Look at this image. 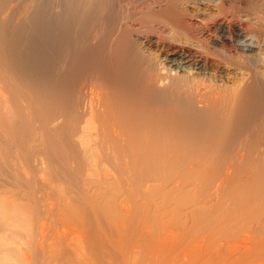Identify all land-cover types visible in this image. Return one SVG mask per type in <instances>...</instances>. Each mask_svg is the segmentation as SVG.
<instances>
[{
	"label": "bare ground",
	"instance_id": "bare-ground-1",
	"mask_svg": "<svg viewBox=\"0 0 264 264\" xmlns=\"http://www.w3.org/2000/svg\"><path fill=\"white\" fill-rule=\"evenodd\" d=\"M63 1H65L64 4H66V6H63L61 15H59L51 5H47V0H38L35 11L33 10L32 13L34 17L31 18V16V22L27 23L28 25L31 24L30 34L28 33V37L24 38L23 32L25 31L23 29L25 26L18 33L17 45L23 47H19L21 48L20 52L15 51L19 64L17 63V66L12 65L18 67L16 69L18 70V74H21L19 71L20 68L23 69V74L26 73L24 78L25 81L28 78V80L30 79L32 82V91L30 88H27L29 85L25 87L30 90L31 93L25 89L27 92L24 91L25 96H23L25 100L27 97V103L28 99L31 100L29 102H31L30 104H32L33 107L35 105L37 108V105L39 104L40 106V103L43 101H45L43 104H53L54 99H56L55 97H57V88L63 87V94H65L64 96L66 97H64L65 99L63 98V101H66L64 102L66 105L63 103L65 108L63 107L64 111L62 112L63 125L61 128L63 132V141H65L64 143H66L69 148L70 145L73 144L76 148L81 149L82 157H80L81 153L78 151V154H80L78 158L79 161L82 162V165H86L84 168L87 167V169H85L87 172H89L88 170H93V168L92 170L90 169V166H97L100 162L103 164V162L108 163L110 161L113 163L114 161V165H124L123 169H125L126 165H130L131 167H128L131 169L128 167V170L125 169L129 172L136 168L135 172L139 173V177L136 178L137 173L136 175L134 173L135 178L133 174L131 175L132 178H140V182L138 183H140L141 187L144 185L145 187L152 185L151 187L154 188L153 184H151L152 182L150 184L147 183L151 180H161L162 184H166L168 181H173V179H175V182L176 179H195L196 182V180H201V178H203L202 180L204 181L206 179L208 182H213L212 180L214 178L230 176L232 171H230V169L233 166L231 167L229 164L232 162L228 164L229 166H225V160L228 162L229 159H234V161L237 160L241 163L255 161L254 163H256V165L260 163L261 165L264 164V73L256 69L257 65L264 60V50L261 45V43H263L261 41H264V19L260 9H258L259 7L256 8L250 4L246 8L241 7V9H239L244 14H241L242 12H239L238 16V13L236 14V17L240 16L241 20L248 23V31L243 27L242 31L241 28L239 29L237 26L236 28H231L233 31H229L230 26L228 30L225 28V25L221 23V25L216 26L215 31H211L215 32V34L212 35L215 36L216 39L209 40L207 36L211 35L208 33V31L211 30L210 26L217 20V17H220L219 15L227 13L225 12L227 8L225 4H228L229 0ZM230 3L233 4V1ZM235 4H233L234 6L230 4V6L232 8L236 7ZM238 7H236V9H238ZM232 8L230 9L233 10ZM244 17L245 19H242ZM187 20H197L200 21V23L189 24ZM136 25L144 29L142 31L134 29L133 26ZM167 30L170 31V46L174 47L175 45H181L183 51L172 53V55L175 56L165 55V57L162 58L158 54V50H153L155 43H152V39L155 36L162 38V33ZM139 33H146V35H141ZM225 33L230 34V37H226ZM261 34H263L261 37L262 40L259 39ZM134 36H139L142 39L134 38ZM210 38L212 37L210 36ZM167 42L169 43V41ZM230 42L232 43L231 48L238 53L237 58H232L225 54V50H228L227 48L225 49V44L229 45ZM194 47L200 50L198 56L195 55V52L187 53V51L189 52L188 49ZM257 50H262L260 55L258 54L259 52L257 53ZM199 57L217 59L224 67L221 65L218 69L216 68V71L213 69L210 70V67L207 65L208 63H206V65L203 63L204 65H202V63L197 61ZM7 63L9 64V62ZM59 63H61V70H57L56 74L59 77L61 75V79L58 81L57 79H53L54 71H52V69H55ZM225 63L229 66L234 65L239 69L247 71V77L244 75L242 78L233 77L234 79L231 78V80L229 78L225 79V76H223L225 69H222L225 68ZM183 71L185 73H182ZM18 74L16 72L15 77H18ZM10 77L12 78V76H9V79ZM15 77L12 79H17ZM41 77H45V80H48L46 87L42 86L44 82L41 83V80V82H39ZM52 79L58 82H54ZM18 80L17 83L19 82ZM46 82L44 84H46ZM37 83L41 84L37 85ZM21 85L25 86L26 84H24L23 81V84L21 82L20 86ZM11 87H15V85L8 88ZM18 87H15L18 89L17 92L13 88L10 90L16 92L15 95L12 92V98L19 96L18 93H20V88ZM22 92L23 91H21V93ZM76 92H78L77 97H75ZM23 96L21 95L22 98ZM17 97H15L16 100H19ZM40 107L43 109L42 105ZM36 110L37 109L33 112L36 113L33 114V117L41 115L40 113H42V111L47 114L46 109V112L45 110L41 112ZM38 110H40L39 107ZM44 115L39 117V123L41 118L43 120L42 123H44ZM48 116L49 113L47 118H51L53 113L52 116L50 115L51 117ZM34 119L37 121L38 117L37 119L34 117ZM47 122H49V120ZM44 125L47 126L46 123H44ZM42 128L46 129L45 126ZM61 128L59 129L61 130ZM19 131L22 132V137L26 141L27 139L25 138L28 135L30 136V134H26L25 137V133L22 130ZM19 131H17V133H19ZM15 135L16 132L13 134L16 138L13 137L15 141H18L17 139L21 140V143H16L22 146L23 139L20 138L21 136L19 134ZM46 135H44V137ZM17 136L20 137L17 138ZM50 136L47 137L48 139L45 138V140L47 139V141H49L48 147L44 145L49 151H46L45 148L43 149V151H45L42 153L43 159L40 157V162L41 160H49L51 155L55 156V147L57 143L55 142L54 144L55 140L51 139L53 143L51 141L50 144ZM56 138L58 139V137ZM25 141H23V143ZM26 143L24 144L26 145ZM260 144L263 146L259 147ZM20 145L18 147L21 148ZM75 146H72V148H75ZM254 146H257V148L255 147L256 149L263 148L261 149L263 152H261V150L259 151V149H253V154L256 153L255 151H258L257 154L253 156L250 151L252 148L250 147ZM22 147H24V145ZM246 148L248 152L245 151ZM39 149L41 150V148H38V150ZM231 149H234V153H232ZM59 150L60 148L58 152ZM226 150H230L231 154L225 155ZM249 152L250 155L254 157V160L251 159L250 156L249 158L252 161H245V158H248V156L245 155ZM261 165L259 168L262 170L264 166H262V168ZM256 168L257 166L254 167L252 171L257 172V174L260 173L257 171L259 168ZM123 169H121V171ZM18 170L19 168L17 171ZM42 171L44 170L42 169ZM252 171L247 175H252L251 177H253L256 173ZM121 173L122 172H120V174ZM260 177L262 176L260 175ZM187 180L185 182H187ZM259 180L262 181L263 178ZM136 181H139V179ZM207 181L206 183H208ZM138 183L137 185L139 186ZM209 185H212V183ZM179 186L181 188L182 185L179 184ZM176 188L179 187L177 186ZM203 188L206 187L203 186ZM169 190L171 191V189ZM152 191L154 190L150 192ZM200 191L201 190H199V192ZM20 199L22 200V198ZM65 201L67 200L65 199ZM7 204L3 200H0V264H34V260L36 259L37 261L39 258V260L43 259L42 264H47V261L48 263L51 262L49 260H61L59 262L56 261V264H112V261L114 263L117 258L125 256V251L122 249L123 242L122 244L119 242V238L121 239V237L117 240L114 239L116 237L114 233L112 234L115 237L110 236V231L113 230H108V233H110L108 235L105 230H101L104 229L102 227L99 231L96 229L97 232L95 234H93L95 231H88V237L85 236L87 239H85V241L81 239V243L76 242L75 244L70 241L68 243L67 240L64 242L66 236L64 237L62 235L64 238L60 236L57 240L59 241L60 248H58L57 242L54 243L55 245L52 243L53 246H57V248L49 250L47 248L48 246L40 243V245H42L40 246L41 252L38 250L36 253L35 250L32 251L30 249L32 255L28 251L26 253L24 249L27 248L21 247L24 242L22 235L25 236L26 234V239L33 236L35 233L33 229L35 228L32 222H29L30 219H28L27 216L26 218L24 217L26 214L22 215L24 214L22 208L13 206L14 204ZM72 204L73 202L71 205ZM88 206L94 210V212L96 208L99 207L92 203H89ZM67 207L69 208L70 206ZM76 210L74 211L75 215L73 214L75 217L71 215L72 219L70 220L73 221V224L84 222V211L81 210V207L78 209L79 211ZM69 212L71 211L69 210ZM61 213H64V211L62 210ZM62 215H64V217ZM62 215L61 216L65 219V213ZM29 216L31 217V215ZM67 218L69 219V217ZM65 220H63L65 224H69V222L72 223L70 220L69 222L67 219ZM111 226L112 225L109 227ZM43 231L44 230H42V232ZM42 234L43 233H41V235ZM34 238L35 234L32 239L33 241ZM44 239L46 238L44 237ZM43 241H47V239ZM66 243L70 245H66ZM73 244L74 248L71 249V245L73 246ZM43 246H46L47 249L43 248ZM124 248L127 252V248ZM57 249H60V251Z\"/></svg>",
	"mask_w": 264,
	"mask_h": 264
},
{
	"label": "rangeland",
	"instance_id": "rangeland-1",
	"mask_svg": "<svg viewBox=\"0 0 264 264\" xmlns=\"http://www.w3.org/2000/svg\"><path fill=\"white\" fill-rule=\"evenodd\" d=\"M232 1H233V4H235L237 2V0H229L228 4H225L226 5L225 7H227L225 12H227V13H223V14L219 15L221 18L217 17V20L211 24V26H210L211 30L208 31V33L211 35H208L207 39H209V40L214 39V38L216 39V37L212 35V34H215V32H211V31H215L216 26L221 25V23H222V25H225V28H227L228 30H229V26H230L229 31H233L232 29L236 28V26L239 27V29L241 28L242 31H243V28L246 31H248L247 30L248 23L246 21L241 20L240 16L236 17L237 13H238L237 14V16H238L239 12H242L239 10V9H241V7L246 8L250 4L256 8L259 7L258 9H260L261 15L263 16V19H264V0H238V2L236 3L237 5L235 4L236 7H238V6L240 7V8L238 7V9H236V7L232 8L230 6V4L233 5L232 3H230ZM234 1H236V2H234ZM37 3H38V0H0V157H1L0 158V200H3L6 204L9 202L8 203L9 205L14 204L13 206H17L19 208H22V210L24 211L23 212L24 214H22V215L26 214L24 217L26 218V216H27V218L30 219L29 222H32L33 227L35 228V229H33L35 232L34 233L35 234L34 241L36 240L35 242L32 240L34 234H33V236H31L32 238L29 237L27 239L25 238L26 234H25V236L22 235V238H24V242L22 243L23 245L21 247H26L28 249V250L24 249L25 252L27 253V251H28L30 254L32 253L33 250H35L36 253L38 252V250H39V252H41L40 246H42L43 244L48 246L47 247L48 250L49 249H56L57 246H58V248H60L59 243H58L59 241H57V240L62 235L64 237L66 236V239L62 236L64 238V242H66V240H67L68 243H69V241L72 243H75V244H76V242L81 243L82 241H85V239H87L86 237H88L87 236L88 231L89 232L95 231L93 233V234H95L97 232V230L99 231V229L102 227L104 229H101V230H105L108 235L110 233H111L110 236L115 235L116 237L114 236L115 237V238L113 237L114 239L117 240L119 237H121V239L119 238V240H120L119 242H121V244L123 242V246L127 248L128 253L126 252V249L120 244L122 246V249L126 252L125 253L123 251L125 256L122 258L121 257L117 258L118 260L117 259H116V261L114 260L115 261L114 263L111 260L112 264H152V263L153 264H162V263L163 264H264V260H262V259H264V241H262V240H264V208H263L264 207V172H263L264 169L261 170V168H259L261 163L256 165V163H254L255 161H253V162L247 161V160L252 161L251 159H253L254 158L253 156H255V154H257V152H258L255 150L259 149V151H260L263 148L256 149L257 146L250 147V148H252V149H250V151L252 152L253 149H255L254 151L256 153L253 154V152H252L253 156L250 155V152L248 153L249 155L244 154L245 156H248L247 159L244 157L245 161H247V162L241 163L237 160H236L237 161L236 162V161H234V159H232V160L229 159L228 162H226L227 160H225V163L227 164V165L225 164L226 167L229 165L231 167L232 166L234 167V168L232 167L230 169V171L232 170L231 174L232 173L233 174L232 175L230 174V176H227V177L225 176L222 178L221 177L214 178L215 180L213 179L212 180L213 182H210V181L208 182L206 179L204 181V180H202L203 178H201L202 181L196 180V182H195V179L194 180H192V179L191 180H189V179L188 180L187 179H185V180L176 179V182H175V179H173V181L171 180L172 182L168 181V183H166L167 184L166 185V184H162L161 180H159V181H156V180L152 181L151 180L147 184H150L152 182L151 184H153L154 188L151 187L152 185H149V187L148 186L145 187V185L143 187H141L140 183H138V182H140V178H138L139 181H136L138 179H134L135 178L134 173H135V175L137 173L136 178L139 177V173L135 172L136 168L132 169L129 172V171H127L128 170L127 167L130 165H126L125 169H127V170H125V169H123L124 165L123 166L114 165V161H113V163H111L110 161L108 163L103 162V164H102V162H100L101 165L99 163V164H97V166L96 165L90 166V169L92 170V168H93V170L92 171L88 170L89 172H87V170H85V169H87V167L84 168V166H86V165H84V164L82 165V162L79 161V158H78V156H80V154H78L79 152L81 153L80 157H82L81 149L76 148V146L73 144L70 145V148H69V146L66 143H64L65 141H63L64 140L63 134H62L63 132H62V128H61L63 125V114H62V112L64 111L63 107L65 108L64 102H66L65 100L63 101V98L65 97L64 96L65 94H63L64 91L62 90L63 87L57 88V97H55L56 99H54L53 104H51V105H47L46 103L43 104V102H45V101L40 103L42 105L43 109L40 107L41 105L39 106V104L37 105V108L35 105L33 107L32 104H30L31 102H29L31 100L28 99V103H29L28 104L27 103V97H26V100L24 98V96H25L24 91L26 89L25 87H27V85H29L27 88L28 89L30 88V90H31V87H33V84H31L32 82L30 81V79L28 80L27 77L26 78L28 81L27 80L25 81L24 78L26 76L25 75L26 73L23 74L24 73L23 69L20 68V70H19L22 75L18 74V70H16L18 67H16V66L19 64L18 63L19 60L17 58V55L15 54V51L20 52L21 48L23 47V46L21 47V46L17 45L19 31L25 26V28L23 29L25 31V32H23L25 34V35L23 34V36H25L24 38L28 37V33L31 32V30H30L31 24L28 25L27 23L31 22L30 19L34 17V15H32V13H33V10L35 11ZM64 3H65V1H63V0H47V5H51L54 8L55 12L58 13L59 15H61V12L63 10V6H66V4H64ZM230 8H232L233 10L235 9L236 11L234 10L235 11L234 12ZM228 9H230V10H228ZM224 14H225V16H224ZM241 14H244V13L242 12ZM242 19H245V17ZM187 22L189 24H199L200 23V21H197V20H187ZM230 23H232L233 25ZM140 27L141 26H139V25L133 26L134 29H139L140 31H142L144 28H140ZM139 34L146 35V33H139ZM225 35L227 37L230 34L225 33ZM262 35L263 34L260 35L259 39H261ZM169 36H170V31L167 30V31L162 33V38H160L159 36H155L152 39V43H155L153 50H158V54L162 58H164L165 55L175 56V55H172V53H177V52L183 51L182 50L183 47L181 45L180 46L175 45L174 47L170 46L171 40L169 39ZM210 36L212 38H210ZM134 38H141V37L134 36ZM166 38H168V39H166ZM145 39H146V37H145ZM167 41H169V43ZM261 42H263V43H261V45L263 46V50H264V45H263L264 41L262 40ZM231 44H232L231 42L229 43V45L225 44V49L226 48L228 49V50H225V54L229 55L232 58H234V57L237 58L238 53H236V50L231 48ZM19 47H21V48H19ZM188 50H189V52L187 51V53H194L195 52V55H197V56L200 54V52H199L200 50H198L197 47H194V48L188 49ZM259 50H260V48H259ZM196 51H198V52H196ZM261 51L257 50V53L259 52L258 54L260 55ZM197 61L202 63V65H204V64L206 65V63H208L207 65L210 67V70L213 69L214 71H216V68L218 69V67L221 65H222V67H224L223 64H220V62L217 59L214 60V58L213 59L212 58L206 59L205 57H203V58L199 57V58H197ZM7 62H9V64ZM12 64L13 65L17 64V65L13 66ZM222 69H225V73L223 75V76H225V79L229 78L230 80H231V78L234 79L233 77L242 78V77H244V75L247 77V74H248L247 71L239 69V68L235 67L234 65L229 66L227 63H225V68H222ZM256 69H258L257 71L264 73V60L262 62H260V64L257 65ZM57 70H61V63H59L55 69H52V71H54L53 79H57L59 81L61 79V75L59 77L56 74ZM16 72L18 74V77H15ZM182 73H185V72L183 71ZM173 74H175V73H173ZM13 75L17 79H12V78H14ZM9 76H12V78L10 77V79H9ZM42 77L39 79V82L42 81L41 83H43V82L45 83L47 79L45 80V77L44 78H42ZM17 80L19 81L18 83H17ZM22 80L24 81V84H26L25 86L24 85L20 86L21 82L23 84ZM53 81L55 82L56 80H53ZM58 81H56V82H58ZM41 83H37V85H40ZM44 83L42 84V86L46 87V85L48 84V80H47L46 84H44ZM6 84H7V86H6ZM9 84H11V85H9ZM14 85H15V87L20 86L18 88H20V91H19L20 93H21V91H23L22 92L23 94L21 93L22 96L24 95L23 98L21 97L20 93H18L19 96L18 97L15 96V97L19 98V100H16L14 95L18 89L15 87L8 88V87L14 86ZM22 86L24 89L22 88ZM42 86H40V87H42ZM45 87H42V88H45ZM12 88L14 90H16V92L10 91V90H12ZM28 89H26V90H28ZM30 90H28V91L31 93L32 90L31 91ZM12 92L14 93V95H13L14 98H12ZM25 92H27V91H25ZM32 93H34V92H32ZM77 94H78V92H76L75 97L78 96ZM14 101H16V102H14ZM20 101H22V102H20ZM28 105H31L32 107L28 106ZM43 105H45V106H43ZM38 107L40 108V110H38ZM33 108H34V110H33ZM35 109H37L36 111H40V112L42 110H45V109L47 110V114L44 113V111H42V113H43V115L45 114L44 116H45L46 120L44 118V123H46L48 127L46 125H44V123H42L43 122L42 118L40 119V123H39V117L43 116L42 113L39 112L41 115L34 116L36 119L38 117L37 121L34 119L33 114H36V113H33V112H35ZM46 110H45V112H46ZM48 110H49V112H48ZM48 113H49L48 117H51L52 113H53V116L51 118H47ZM48 120H49V122L50 121L51 122L50 123L47 122ZM52 120H54V121H52ZM55 122H56V124H55ZM48 123H49V125H48ZM43 125L45 126V128L47 127L48 129L42 128V127H44ZM27 128H29V129H27ZM40 128H42V129H40ZM49 128H50V131H49ZM59 128H61V130ZM16 130L17 131L22 130L25 133L24 134L25 137H26V134L28 135V133H29L30 136L28 135L27 137L28 138L30 137V138L29 139L27 137L25 138L28 140V142H27V140L25 141L23 139L22 132L19 131V133H17ZM10 132H12V133H10ZM15 132H16V135L19 134L21 136V137L17 136V138L20 137L21 139H23V141H25L24 143L27 142L25 145L22 141V146L24 145V147H22L19 144V143H21L20 139H17L18 141H15L16 138L13 136V134ZM54 132H56V133H54ZM49 133H51L53 135H51ZM56 134H58V135H56ZM33 135H35V136H33ZM42 135H43L44 140H45V138H47L51 135L50 136L51 138L49 139L50 144L52 141L51 139L55 140L54 144H55V142L57 143L56 144L57 146L55 145L57 147V148L55 147L57 154L54 151L55 156L51 155L50 156L51 160L49 159L50 161L48 159H46L45 161L41 160V162L39 161L40 157L42 158V156H43L42 153H44V151H45V150L43 151V149L45 148L46 151H49V150H47L48 142H49V141H47L48 138L44 142V140L42 139ZM44 135H46V136L44 137ZM56 137H58V139ZM12 139H14V140H12ZM38 139L41 141H39ZM56 140H58L59 142ZM16 142H19V143L17 144ZM52 143H53V141H52ZM64 144H66L67 146ZM19 145L21 146V148L18 147ZM44 145H46L47 147ZM58 145H59V147H58ZM60 145H61V147H60ZM63 145H64V147H63ZM263 145L260 144V146L259 145L258 146L262 147ZM25 146H27V147H25ZM72 146H75V148H72ZM38 148H41V150L40 149L38 150ZM59 148H60L59 152H61V153L58 152ZM71 149H73V150H71ZM233 150L234 149H231L232 153H234ZM231 151L226 150L225 155L231 154L230 153ZM245 151L248 152V149L246 148ZM227 152H229V153H227ZM261 152H263V151L261 150ZM15 155H16V157H15ZM20 156H22V157H20ZM57 156H58V158H57ZM19 158H20V160H19ZM74 160H75V162H74ZM42 162H44V163H42ZM230 162H232L234 164H232V163L229 164ZM236 163H237V165H236ZM253 166L254 167L257 166V168H259V170H257V171H259L261 174L260 173L257 174V172L252 171L254 169ZM262 166H264V164H262L261 167ZM130 167H128V168H130ZM16 168L17 169L19 168V170L17 171ZM38 169H40V170H38ZM42 169L44 171H42ZM51 169H52V171H51ZM121 169H123V170L121 171ZM71 170H72V172H71ZM133 170H134V172H133ZM248 170H250V171H248ZM251 171L256 173V174H254L253 177H251L252 175L251 176L247 175ZM120 172H122V173L120 174ZM126 172L129 174H127ZM132 174H133L134 178H132V176H131ZM260 175L262 177H260ZM259 177L263 178V180L262 181L259 180L260 179ZM27 179L29 182L27 181ZM179 180H180V182H179ZM186 180H187V182H185ZM206 181L209 184L212 183V185H209L208 183H206ZM136 182L139 184V186L137 185ZM203 182L206 183L209 186V188ZM174 183L175 184L177 183L176 185L179 188H180L179 184L182 185L181 188L184 187L183 189L185 191L181 188H180L181 190L179 188H176L177 186ZM183 184H185V185H183ZM203 186L206 188H203ZM211 186H213V187H211ZM135 187H137V188H135ZM157 188H159V189H157ZM169 189H171V191ZM175 189H177V190H175ZM151 190H154V191L150 192ZM174 190L177 192H175ZM199 190H201V191L199 192ZM258 190H260V191H258ZM201 192H203V193H201ZM200 193H201V195H200ZM15 195H18V196H15ZM198 197H200V198H198ZM20 198H22V200ZM93 198H95V199H93ZM15 199H17V200H15ZM65 199L67 201L68 200L69 201L67 202V201H65ZM13 200H15V201H13ZM70 200L73 202L72 205H71L72 202ZM87 201L90 204L92 203V204L96 205L97 207L99 206L101 209L98 207V208H96V211L94 212V210H92L89 207L91 205L88 206L89 203ZM31 202H33V203H31ZM255 203H256V205H255ZM66 205L70 206V207L68 208ZM71 206H72V208H71ZM108 206H110V207H108ZM253 206H254V208H253ZM80 207H81V210H83L85 213L84 214L85 215L84 222L87 224H85L83 221L79 222V224H75V223L73 224V221L70 220V219H72V217H75L74 211L77 208L79 209ZM197 207L200 209H198ZM61 209L65 213V217H66L65 219H67L68 222H69V220L72 221V223L69 222V224H68L66 222L67 224H65V222L63 221V220H65L63 218L64 215H62L64 213H61L62 212ZM72 209H73V211H72ZM78 209L76 211H79ZM60 210H61V212H60ZM69 210L71 212H69ZM20 212H22V211H20ZM25 212H27V213H25ZM109 212H110V214H109ZM68 214H69V216H68ZM29 215H31V217ZM71 215H72V217H71ZM106 216H107V218H106ZM108 216H110V217H108ZM242 216H244V217H242ZM20 217H21V215H20ZM67 217H69V219ZM87 217H89V218H87ZM36 218H38V219H36ZM105 218H106V220H105ZM156 220H157V222H156ZM215 220H217V221H215ZM29 222L27 221L28 224H29ZM110 225H112V226L109 227ZM220 225H221V227H220ZM39 229H40V231H39ZM110 229L113 231H110ZM150 229H151V231H150ZM42 230H44V231L42 232ZM108 230L110 231V233H108ZM119 232L121 235L119 234ZM41 233H43V234L41 235ZM112 233H114V235ZM38 235H40V236H38ZM44 237L47 239V241H43V240H46V239H44ZM154 237H156V238H154ZM77 238H78V240H77ZM81 239H82V241H81ZM238 240H239V243H238ZM235 241H237V242H235ZM56 242H57V246L55 247V246H53V244ZM40 243H42V245H40ZM68 243H66V245H70ZM28 244L33 245V246H30ZM50 245H52V246H50ZM46 246H43V248L47 249ZM248 246H249V248H248ZM73 248H74V244H73V246L71 245V249H73ZM131 248H132V250H131ZM30 249L32 251H30ZM57 250L60 251V249H57ZM42 251H44V250H42ZM229 251H231V252H229ZM46 253H48V252H46ZM45 254H44V256L46 257ZM47 256H48V254H47ZM79 257H81V256H79ZM39 259L37 261L35 259L34 264L35 263L36 264H39V263L42 264L43 259H41V260H39ZM38 261H41V262H38ZM49 261H51V262H49V263H48V261L47 262L45 261V262L47 264H54V263L56 264V261H58V260H49ZM59 261H61V260H59ZM57 264H59V263H57Z\"/></svg>",
	"mask_w": 264,
	"mask_h": 264
}]
</instances>
